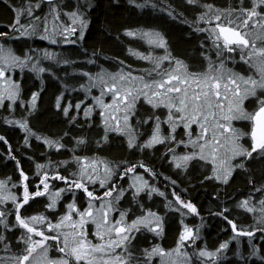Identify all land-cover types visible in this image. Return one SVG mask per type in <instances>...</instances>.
I'll list each match as a JSON object with an SVG mask.
<instances>
[{
  "label": "snow or ice",
  "instance_id": "obj_1",
  "mask_svg": "<svg viewBox=\"0 0 264 264\" xmlns=\"http://www.w3.org/2000/svg\"><path fill=\"white\" fill-rule=\"evenodd\" d=\"M189 2L195 3L196 0ZM249 3L251 7H245L241 0L238 8L226 9L216 8L215 5H204L207 11L201 13L198 19L204 21L207 27L197 28V31L208 33L216 58L207 56V65L202 71L191 70L186 62L172 57L168 52L163 56L135 52V55L151 61L154 65L150 72L145 70V75H137L124 69L118 72L101 70L95 76L89 73V91L91 87H99L101 90L100 96L94 97V100L97 106L103 109L104 141L108 140L109 131H115L127 136L129 148L139 147L143 150L144 147H152L164 142L190 146V150L179 155L176 154L175 147L167 149L172 153L171 159L174 165L187 170L193 161H210L211 177L205 179L214 178L223 183L228 182L235 168H245V161L254 159V153L261 154L264 158V0H249ZM39 7L40 3L37 2L35 5L29 3L27 7L16 8L14 21L9 27L13 31L18 30L22 36H33L38 34L42 22L45 39L55 40L57 35L61 37L76 35L78 30L77 39L83 38L88 20L79 5L74 10L68 11L64 5L49 0V14L43 17L34 16L33 8ZM62 13L68 23L61 19ZM25 14L31 17L26 24L21 23ZM125 31L129 36L143 37L149 45L165 49L168 47L166 38L158 31L152 29L136 31L125 29ZM0 36L7 37L8 33L0 32ZM63 42L70 41L65 38ZM71 42L75 43V41ZM129 51L133 50L129 49ZM43 54L46 57L53 55L47 49L43 50ZM236 56L249 65L245 71L251 74L245 75L243 71H236L227 66L226 61L231 62ZM30 61V54L18 55L11 47L0 42V105L6 99L14 103L19 98L20 85L12 79V73L17 68L23 70ZM165 61H170L169 66L167 69H162ZM63 62L69 63L67 60ZM32 67L38 72L45 71L36 64ZM153 74L157 78H153ZM108 93H111V101L106 103L103 97ZM37 97L38 93L32 94V109L36 108ZM140 97L145 98L153 107L164 105L168 109L166 120L170 125V131L167 135L162 133L161 120L157 116L152 134L143 143L138 142L135 135L137 130L133 127L131 119ZM250 98V102L254 105L251 111L245 107V101ZM60 99H57V108L62 107ZM81 103L83 101L75 105L68 102L62 111L68 115L69 109H79ZM92 111L93 107L89 105L84 115L89 116ZM149 119L153 117H146L144 122ZM242 120L250 122L249 131L236 127L234 122ZM7 122L20 124L25 131H30L27 120ZM193 125L199 127V131L195 134L192 131ZM180 126L187 130V139L177 141L176 131ZM244 137H250L248 145L242 143ZM25 140L27 142V137ZM85 142L84 137H79L77 147ZM46 143L49 147L57 149L65 147L58 140L50 138L46 139ZM236 158H240L239 164L232 163ZM72 159L77 165L76 171L72 173L74 179L70 180L69 176L62 175L59 170H53L51 174L45 170L41 172L39 183L34 185L35 191H30L28 174L24 173L23 169H20L23 191L19 194L7 190L6 182L0 180V201L13 202L15 220L25 230L19 237L24 246L19 250V254L11 258L10 264H152L151 258L157 256L159 264H193L192 254L182 249H185L186 242L195 244L199 234L187 224L183 225L178 242L172 249H165L159 244L154 245L150 250L142 249V254L148 258L143 261L130 251L135 232L143 229L161 235L164 230V217L150 208L145 209L144 204H139L143 214L136 215L130 221L127 218L128 210L119 211L118 219L112 215L117 211L114 202H118L125 191L111 184L118 175L127 176L129 173H134L129 184L130 188H134L133 196L146 189H150L149 196L152 192L165 195L136 172L137 164L125 162L128 166L121 170V165L113 164L99 156L74 155ZM137 163L141 168H147L153 176L156 175L151 167ZM44 168L45 165H37L38 172ZM53 179L67 182L66 189L50 191V181ZM97 181L102 187L107 188L102 196L89 189V185H94ZM80 189L88 197L87 207L83 209L73 200L57 220H52L43 213L27 217L21 215L20 210L34 197L47 193L50 202L46 205V210L55 209L61 193L65 190L74 192ZM172 191L175 201L187 210L183 211L182 215L199 214L197 206L191 200L185 201L175 193V189ZM113 193L116 195L114 196ZM95 202H99L98 207ZM259 204L260 214L256 219L264 224V199H261ZM168 206L172 207L173 201H168ZM238 206L249 212H256V206L250 204V199L240 201ZM219 215L223 216L224 213L220 212ZM0 217H5V212L2 210ZM89 221L94 223V237L98 239L89 238L87 231ZM2 223L6 227L9 226L6 218ZM230 224L237 235L251 237L255 230L245 231L238 228L234 220L230 221ZM11 226L16 227V225ZM8 247L9 245L5 244V248ZM227 247L228 241H225L215 250H209L207 247L199 248L196 255L204 264H214L213 261L205 258L218 257L221 250ZM54 248L58 252L55 256L50 254ZM252 254L255 255V251ZM0 264L5 262L0 261Z\"/></svg>",
  "mask_w": 264,
  "mask_h": 264
},
{
  "label": "trees",
  "instance_id": "obj_2",
  "mask_svg": "<svg viewBox=\"0 0 264 264\" xmlns=\"http://www.w3.org/2000/svg\"><path fill=\"white\" fill-rule=\"evenodd\" d=\"M37 2L40 7L33 8V15L47 16L49 2L0 0V24L4 26L0 32L8 33L11 30L10 35L4 37L3 43L18 55L27 53L31 57L35 56L33 64L45 69L38 72L33 69V64L28 65L25 70L16 69L14 75L20 84V96L13 105L9 101L0 105V179L8 182L14 192L19 194L23 191L20 169L28 174L30 191H35L34 185L39 183L41 172L45 170L50 174L53 170H59L62 175L69 176L70 180L74 179L72 173L77 169L72 159L74 155L103 157L113 164L121 165V170L128 164H137L136 172L143 174L150 185L159 188L165 195L152 192L149 196L150 189H146L133 196L134 188H130L129 184L134 173L118 175L111 182L112 186L125 190L119 201L114 202V207L117 212L128 210L129 221L136 215L143 214L139 204H144L145 209L150 208L164 217V230L161 235L143 229L133 234L135 238L130 251L136 258L142 261L148 259L142 254V249L150 250L157 244L165 249L174 248L183 225L187 224L199 234L195 244L186 242L185 249H182L192 254L193 264H204L196 255L197 249L207 247L215 250L225 241H228V247L221 250L215 264H264V224L256 219L260 214L259 201L264 199V158L261 154L254 153V159L245 161V168H235L228 182L223 183L214 178L205 179L211 177L210 162L193 161L185 173L183 169L177 168L171 159L172 153L167 149L175 147L178 152L182 151V146L164 142L144 147L143 150L139 147L129 148L127 136L115 131H109L108 140L104 141L105 126L98 110L89 116L84 115L82 108L69 109L68 115L62 111L70 98L72 103L83 98V79L94 68L101 66L114 70L118 64L125 67L130 64H147L136 59L129 51L147 50L146 45L143 41L129 36L125 29L160 31L166 38L171 56L186 62L193 71H202L207 65L212 41L207 32L197 31V28L207 27L204 21L198 19L201 13L207 11L204 5H215L220 9L238 8L241 0H196L195 3H190L189 0H57L54 2L64 5L68 11L79 5L88 20V27L82 39H77L79 33L74 35V39H70L77 42V45L55 47L48 44L50 48L47 49L52 48L57 54L56 58L51 57L49 59L53 60L48 62L45 61L48 59L45 56L38 59L40 50L46 47L39 46L32 38L15 39L19 31H13L9 27L14 21L16 8L27 7L29 3L35 5ZM243 6L251 7L249 0H243ZM61 16H64L63 13ZM30 20L31 17L25 14L21 23L26 24ZM62 20L66 21L65 18ZM64 39L65 37L60 36L56 42L60 44ZM211 55H214L213 51ZM84 59L88 61L85 62ZM65 60L69 63H64ZM33 93H38L35 109H32L29 102ZM58 98H61V108L56 107ZM250 101L251 98L246 106L252 110L254 105ZM166 113L165 107H153L143 98L138 100L132 125L137 130L135 135L139 143L149 138L155 117L163 118ZM146 117L153 119L144 122ZM8 120H27L30 131H25L20 124H9ZM163 129L167 135V124H164ZM79 137H84L86 142L77 147ZM176 137L177 141L184 137L183 127L177 129ZM47 138L58 140L65 147H49ZM64 161L68 163H63ZM137 162L151 167L156 175L153 176L147 168H141ZM239 163L240 161L237 164ZM37 165H45V168L38 172ZM66 184L67 182L58 179L50 181V186L55 188L66 189ZM89 189L98 196H102L107 190L99 181L94 185L90 184ZM173 189L185 201L191 200L197 206L199 214L182 215L187 210L182 209L183 206L175 201ZM244 199H250V204H255V213L238 206ZM73 200L81 209L87 207V194L80 189L74 192L65 190L55 209L46 210L50 199L44 194L32 198L20 211L25 217L43 213L50 219L57 220ZM168 201H173L172 207L168 206ZM3 209L5 217H0V237L4 239H0V261L9 260L11 256L19 254L24 246L19 237L25 231L15 220L14 207L0 202V210ZM220 212L224 215H219ZM5 218L9 222L8 227L2 223ZM232 220L238 228L245 231L255 229L253 235H237L231 228ZM88 232L91 235L94 233L90 227ZM5 244L9 245L7 249ZM10 250L15 251L9 253ZM56 251L54 248L51 252ZM254 251L255 255L252 254ZM151 260L152 264H159L158 256Z\"/></svg>",
  "mask_w": 264,
  "mask_h": 264
},
{
  "label": "rangeland",
  "instance_id": "obj_3",
  "mask_svg": "<svg viewBox=\"0 0 264 264\" xmlns=\"http://www.w3.org/2000/svg\"><path fill=\"white\" fill-rule=\"evenodd\" d=\"M66 19V21H65V23H68L69 21L67 20V18L66 17H64V16H61V19ZM49 27H51V24H49ZM138 30H148V29H138ZM152 30H155V31H158V30H156V29H152ZM136 31V30H135ZM158 32H160V31H158ZM161 33V32H160ZM38 35L39 36H41V37H43L44 38V33H43V27H42V25H41V30L40 31H38ZM58 37H60V35H57L56 37H55V40H49V39H45V40H47V42H48V44H50V46H53L54 45V43L58 40ZM133 38H135V39H139V40H141V41H143V43L146 45V47H147V50H144V51H142V50H136V49H133V51H132V53L134 54L135 52H142V53H145V54H148V53H152L153 55H158V56H163L164 54H165V52H168L169 54H170V51H169V49L167 48V49H165V48H163V47H158V46H153V45H149L148 43H147V41L143 38V37H141V36H132ZM65 38H67L69 41H71L70 39H74V35H72V36H68V37H65ZM69 44V43H68ZM50 46L49 45H47V46H44V47H46V49L47 48H50ZM45 48H42L41 50H40V53H39V56H38V59H40V58H42V57H44V54H43V50H44ZM48 50V52L50 53V54H52L51 53V51H53L52 50V48L51 49H47ZM211 51H213L214 52V55L212 56L211 55ZM171 55V54H170ZM55 56H57V54L56 53H54V51H53V55H51V56H48V57H46V58H48V59H46L45 61L46 62H48L49 60L50 61H52L53 59H49V58H51V57H53V58H56ZM207 56H212L213 57V59H215L216 57H215V49L212 47V41H211V43H210V53L207 55ZM134 57L136 58V59H139V60H142V61H144V62H146L147 64L146 65H144V66H137L136 64H130V65H128V67H125V65H121V64H118L117 65V67L114 69V70H110V69H108V68H106V67H101V66H99V67H97V68H94L93 69V71L92 72H89V73H91L93 76H95L97 73H100L101 72V70H105V71H107V72H118V71H120L121 69H124L125 71H129V72H133L134 74H137V75H145V70H148L149 72L151 71V69L153 68V64H152V62L151 61H148V60H144L142 57H140V56H138V55H135L134 54ZM173 57V56H172ZM34 59H35V56L34 57H31V61L28 63V65H30V64H33V63H35V61H34ZM39 61V60H38ZM84 61L85 62H87L88 61V59H84ZM134 61H136V60H134ZM169 63H170V61H165L164 62V64L162 65V69H167L168 68V66H169ZM226 63H227V66L229 67V68H233L234 70H236V71H243L244 72V74L245 75H249V74H251L250 72H248V71H245V69H247V68H249V65L245 62V61H241V60H239V57L238 56H236L235 57V59L233 60V61H231V62H227L226 61ZM238 63H241V64H238ZM27 65V66H28ZM89 65V64H88ZM243 66V67H241V66ZM26 66V67H27ZM26 67L23 69V70H25L26 69ZM30 67V66H29ZM243 68V69H242ZM17 69H19V68H17ZM19 70H21V69H19ZM16 71V70H15ZM13 72L12 73V79H14V80H16L17 81V79H15V73L16 72ZM88 73V74H89ZM87 74V76L86 77H84V79H83V82H82V85H83V92H84V95H83V98L82 99H77L76 101H74V103H72V101H71V98L69 99V101L73 104V105H75V104H77V103H80L81 101H83V103H81V106H80V108H82L84 111H85V109L89 106V105H92V107H93V111L91 112V114H93L96 110H98L99 111V113L102 115V120H103V109L102 108H100L99 106H97V104H96V102H95V100H94V97H97V96H100V88L99 87H91L90 88V91H89V75ZM153 78H157L156 76H155V74H153ZM18 82V81H17ZM20 85V84H19ZM20 93H21V89H20ZM71 93H73V91H71ZM140 98H143V97H140ZM139 98V99H140ZM103 99H104V101L106 102V103H108V102H110L111 101V93H108V94H106L104 97H103ZM138 99V100H139ZM144 99V101L145 102H147L148 103V101L145 99V98H143ZM18 100V99H17ZM138 100H137V103H138ZM6 101H9L10 102V104H14L10 99H6L4 102H6ZM69 101H67L66 103H68ZM30 104H32V99H30ZM137 103H136V106H137ZM246 103H247V101H245V107L247 108V106H246ZM159 107H165L164 105H161V106H159ZM79 108V109H80ZM166 108V107H165ZM248 109V108H247ZM249 110V109H248ZM249 111H251V110H249ZM166 112L168 113V109L166 108ZM167 113L165 114V117H163V118H160V120H161V130H162V133L164 134V135H166V133H165V131H164V129H163V126H164V124H167V133H169V131H170V125H168V123H167V120H166V117H167ZM90 114V115H91ZM131 123H132V119H131ZM235 123V125H236V127H238V128H241V129H243L244 131H249L250 130V122L249 121H244V120H242V121H237V122H234ZM154 125H155V123L153 124V127H152V129L154 128ZM249 126V127H248ZM180 127H183V126H180ZM246 127H248V129H246ZM178 129V128H177ZM192 131H193V134H195L196 132H198L199 131V127L197 126V125H193V128H192ZM186 132H187V130L183 127V135H184V137L182 138V139H187V136H186ZM152 134V130H151V132H150V135ZM149 135V136H150ZM246 138H248V139H246ZM250 140V137H244L243 139H242V143H244L245 145H248L249 143H247L248 141ZM179 141V140H178ZM177 147L178 146H182L183 148H182V151H178V152H176V154L177 155H179L180 153H183V152H185V151H187V150H190V146H188V147H186L185 145H176ZM172 155V154H171ZM238 161H240V158H236V159H234L233 161H232V163L233 164H237L238 163ZM208 162H210V161H208ZM211 163V162H210ZM235 170V169H234ZM234 170H233V172H234ZM186 172V170H184V172L183 173H185ZM143 177H144V179H146V177L143 175V174H141ZM132 178H133V176H132ZM131 178V179H132ZM1 180V179H0ZM147 180V179H146ZM3 181V180H2ZM98 182V181H97ZM131 182H132V180H131ZM149 182V181H148ZM7 184V190H10V191H12V192H14V190L11 188V186H9V184H8V182L6 183ZM59 188H61V187H52V186H50V191H55L56 189H59ZM5 194H7L6 192H5ZM45 195L46 196H48V194L47 193H45ZM64 195V192L63 193H61V195H60V198L58 199V201H57V205H58V203L60 202V199H61V196H63ZM2 204H4V205H10L11 207H14V204H13V202L11 201V200H8V201H6V202H4V201H0ZM97 203V207L99 206V202H96ZM182 209H183V207H182ZM67 210V209H66ZM2 211H5L4 209L2 210ZM113 217L114 218H119V212H117V211H115L113 214ZM74 216H75V213H74ZM89 227H90V229L92 230V232H94L95 231V225H94V223L93 222H91V221H89L88 222V225H87V231H88V229H89ZM89 238H92V239H98V238H95L94 236L93 237H90L89 236ZM51 255H53V256H55V255H57L58 254V252L56 251L55 253H53V252H51L50 253ZM218 257H212V258H205V259H210L211 261H213L214 262V264H215V260L217 259Z\"/></svg>",
  "mask_w": 264,
  "mask_h": 264
},
{
  "label": "flooded vegetation",
  "instance_id": "obj_4",
  "mask_svg": "<svg viewBox=\"0 0 264 264\" xmlns=\"http://www.w3.org/2000/svg\"><path fill=\"white\" fill-rule=\"evenodd\" d=\"M3 28H4V26H2V25L0 24V30H2ZM40 30H41V28H40L38 31H40ZM10 33H11V30H8V34H9V35H10ZM78 33H79V30L77 31V34H78ZM28 38H32V39H34V41H35L39 46H47V45H48L47 40H45L43 37L39 36L38 34L33 35V36H22V35L18 34L17 37H15V39H28ZM71 41H72V40H71ZM71 41L69 42V44H68V43H64V42H60V44H59V43L55 42L53 46L57 47L58 45H61V46H63V47H67V46L77 45V42L72 43ZM0 42H4V37H3V36H0ZM17 70H19V69H17ZM89 236H90V237H93V236H94V233H92V235L89 234ZM14 251H15V250H10L9 253H13ZM12 257H13V256H11V258H12ZM11 258H9V260L6 259V260L4 261L5 264H10V260H11Z\"/></svg>",
  "mask_w": 264,
  "mask_h": 264
},
{
  "label": "water",
  "instance_id": "obj_5",
  "mask_svg": "<svg viewBox=\"0 0 264 264\" xmlns=\"http://www.w3.org/2000/svg\"><path fill=\"white\" fill-rule=\"evenodd\" d=\"M43 1H45V2H49V0H43ZM54 1H57V0H54Z\"/></svg>",
  "mask_w": 264,
  "mask_h": 264
}]
</instances>
